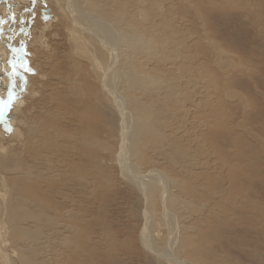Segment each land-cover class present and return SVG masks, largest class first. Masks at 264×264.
Masks as SVG:
<instances>
[{"label": "rangeland", "instance_id": "obj_1", "mask_svg": "<svg viewBox=\"0 0 264 264\" xmlns=\"http://www.w3.org/2000/svg\"><path fill=\"white\" fill-rule=\"evenodd\" d=\"M73 1L114 62L0 0V264H264V0Z\"/></svg>", "mask_w": 264, "mask_h": 264}, {"label": "bare ground", "instance_id": "obj_2", "mask_svg": "<svg viewBox=\"0 0 264 264\" xmlns=\"http://www.w3.org/2000/svg\"><path fill=\"white\" fill-rule=\"evenodd\" d=\"M62 1V0H61ZM65 1V3H66V5H67V8H68V13L70 14V15H72L74 18H73V25H75V27H78V28H80L82 31H86V32H90L91 33V35H95L98 39H99V41H100V43L102 44V46L110 53V54H113L112 56H113V59H112V61L114 62V57H115V51H114V48H112L111 46H110V44L109 43H113V39L115 38L114 37V35L112 34V30L110 31L109 30V27H108V25L107 24H104V23H102L101 21H99L98 19H95L94 17H92V16H90L89 14L88 15H85L84 13L83 14H80L79 13V11L81 10H78L77 9V6L74 4V1L73 0H64ZM62 3V2H61ZM60 10V9H59ZM65 11V10H64ZM67 12V11H66ZM65 12V13H66ZM60 13H62V12H60ZM64 14V13H63ZM65 15V14H64ZM99 16V15H98ZM63 17H65V16H63ZM71 17V16H70ZM77 18H80L82 21L83 20H86L87 22H88V25H90V26H83V24L81 23V21H78L77 22ZM45 22V21H44ZM48 22V21H47ZM50 22V21H49ZM94 29H93V28ZM78 31V30H77ZM79 32H80V30H79ZM92 37V36H91ZM115 40V39H114ZM5 42V41H4ZM2 48V47H1ZM3 61V60H2ZM0 62H1V60H0ZM1 64H2V62H1ZM1 66V65H0ZM3 67V66H2ZM4 69V68H3ZM6 74V73H5ZM13 90V89H12ZM14 91V90H13ZM109 93V95H111L112 96V98L114 99V102L116 103L117 102V104H118V101H117V96L114 94V92H111V91H109L108 92ZM1 97V96H0ZM119 99H121V98H119ZM122 102H123V100H122ZM124 104V103H123ZM116 106V105H115ZM119 113V112H118ZM120 114V113H119ZM122 116V115H121ZM124 118V117H123ZM121 129V128H120ZM126 135V134H125ZM124 135V136H125ZM123 142V141H122ZM122 144V143H121ZM124 144V143H123ZM121 148H122V145H121ZM122 150V149H121ZM120 151V150H119ZM120 155V154H119ZM119 161L123 164V166H124V168L125 169H127V165H126V162H125V155L124 156H121L120 155V158H119ZM155 172V171H154ZM150 175V174H149ZM130 179H134L135 180V182H138V185L140 186V188L142 189L141 191H145V188H144V186L142 185V183H141V180L139 181V177H137V176H132V175H130ZM145 179V178H144ZM160 179H162V178H160ZM161 181V180H160ZM164 181H165V179H164ZM165 186V185H164ZM137 188V187H136ZM140 192V191H139ZM148 194V193H147ZM161 194H163V193H161ZM151 196V195H150ZM148 197V196H147ZM146 197V198H147ZM163 198V197H162ZM161 198V199H162ZM164 204V203H163ZM169 224V223H168ZM171 224V223H170ZM169 224V225H170ZM147 229V228H146ZM146 229H144V231L142 232V234H141V239H142V242H143V246L145 245V246H147V247H149V246H151L150 245V242H149V239H148V237H147V235H146V233H145V230ZM171 231V230H170ZM172 232V231H171ZM169 234V233H168ZM170 237V236H169ZM169 239V238H168ZM171 245V244H170ZM169 248H170V246H169ZM168 249H166L165 250V252H167L166 254L167 255H169L171 258H173V255H171V252H170V249L167 251ZM154 252V251H153ZM158 253V252H157ZM165 255V254H164ZM169 258V257H168ZM172 262V261H171ZM179 264H183L182 262H179Z\"/></svg>", "mask_w": 264, "mask_h": 264}, {"label": "snow or ice", "instance_id": "obj_3", "mask_svg": "<svg viewBox=\"0 0 264 264\" xmlns=\"http://www.w3.org/2000/svg\"><path fill=\"white\" fill-rule=\"evenodd\" d=\"M21 67H23L26 72H30L31 71V69L27 67V62L26 61H24L22 63ZM11 100H12V93L9 92V100L7 102L0 101V105H3V107H8L11 104ZM0 114H2V108H0Z\"/></svg>", "mask_w": 264, "mask_h": 264}, {"label": "water", "instance_id": "obj_4", "mask_svg": "<svg viewBox=\"0 0 264 264\" xmlns=\"http://www.w3.org/2000/svg\"><path fill=\"white\" fill-rule=\"evenodd\" d=\"M41 17H42V20H48L49 19V16L47 15V11L45 9H41Z\"/></svg>", "mask_w": 264, "mask_h": 264}]
</instances>
